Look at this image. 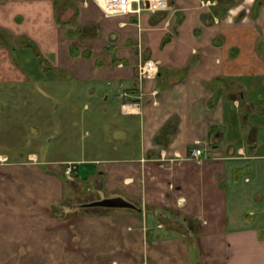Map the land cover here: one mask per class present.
<instances>
[{
  "label": "crops",
  "instance_id": "0c3cea01",
  "mask_svg": "<svg viewBox=\"0 0 264 264\" xmlns=\"http://www.w3.org/2000/svg\"><path fill=\"white\" fill-rule=\"evenodd\" d=\"M169 2L0 0V116L18 123L39 78L85 85V110L108 115L74 158L21 152L29 134L0 126V264H264V0ZM77 185L73 201L136 208L69 215Z\"/></svg>",
  "mask_w": 264,
  "mask_h": 264
},
{
  "label": "rangeland",
  "instance_id": "374dc122",
  "mask_svg": "<svg viewBox=\"0 0 264 264\" xmlns=\"http://www.w3.org/2000/svg\"><path fill=\"white\" fill-rule=\"evenodd\" d=\"M19 86L20 84L16 85V87ZM86 88L85 85L81 87L79 83L72 85L57 81L51 83V81L46 79L42 80L41 78L33 80L32 83L29 82V84L25 83L24 87H22L25 92V97L20 99V106H25L28 111L31 110L33 104L31 103L32 99L29 95L33 93L32 91L34 90L36 91V104L40 107V110L37 109V113L32 115L34 119L31 115H28L26 109L23 111L25 113H22V107L21 113L18 115L19 122L17 123V121H14L13 125L12 119L10 118L11 115H9L11 111L6 109L7 111L5 110V113L0 116V126H2L3 134H11L12 127H17L19 125V129L22 131L21 134L25 130L24 137L29 134L28 138L30 139L27 140V138L24 140L25 145L14 147L15 149L17 148L21 152L35 150L40 154H47V151H49L53 157L61 154L71 158L78 156L83 148L89 147L90 141L98 126V122H100V124H105L108 118V115L89 113L90 110H85L83 105L85 101L92 106V101L90 97H88ZM27 92L29 94H27ZM64 93H68L69 95H65ZM73 96L75 99H73ZM63 97H68L69 100L67 101V99ZM22 102L25 103L23 104ZM56 104L57 107L54 108ZM22 139L23 138H21V140ZM0 148L2 150L12 149V147L6 145ZM75 164L76 162L73 161H69L68 163L70 169L67 167V174L69 177H74L73 172L75 170ZM70 182L71 179H69V184ZM71 188L72 186H69V215L71 214L70 209L90 206L89 203H91H87V200H71L74 199L75 196L79 197V194L82 197V193L79 191L81 188H78V185L77 187L74 186V188ZM71 190L75 193H71Z\"/></svg>",
  "mask_w": 264,
  "mask_h": 264
},
{
  "label": "built area",
  "instance_id": "2783aa9c",
  "mask_svg": "<svg viewBox=\"0 0 264 264\" xmlns=\"http://www.w3.org/2000/svg\"><path fill=\"white\" fill-rule=\"evenodd\" d=\"M98 5L107 14H125L134 12L139 14L141 11L158 12L172 9L169 0H97ZM157 70V61L146 58L138 65V75L144 77L146 75L155 74ZM120 90V88H118ZM124 94V92H122ZM195 158L203 154V147L194 145L190 151ZM70 169V167H68Z\"/></svg>",
  "mask_w": 264,
  "mask_h": 264
},
{
  "label": "water",
  "instance_id": "95a60500",
  "mask_svg": "<svg viewBox=\"0 0 264 264\" xmlns=\"http://www.w3.org/2000/svg\"><path fill=\"white\" fill-rule=\"evenodd\" d=\"M90 206H104V207H125L136 208L133 203L127 201L122 197L105 198L89 203Z\"/></svg>",
  "mask_w": 264,
  "mask_h": 264
}]
</instances>
